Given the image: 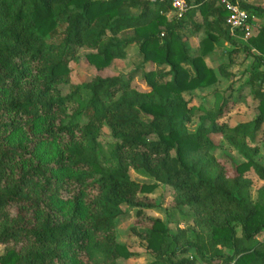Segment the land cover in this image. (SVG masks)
Returning <instances> with one entry per match:
<instances>
[{
	"label": "trees",
	"instance_id": "obj_1",
	"mask_svg": "<svg viewBox=\"0 0 264 264\" xmlns=\"http://www.w3.org/2000/svg\"><path fill=\"white\" fill-rule=\"evenodd\" d=\"M186 1L169 17L170 0H0V264H112L134 254L117 240L116 220L123 203L138 214L154 207L138 193L157 182L134 180L130 166L168 184L172 212L195 225L172 231L148 217L149 264H197L196 255L213 264H264V183L252 198L246 175L252 169L264 180L255 158L257 133L264 134V22L242 44L230 34L222 2ZM242 5L247 21L251 13L264 16V5ZM202 30V48L192 55L186 37ZM222 37L236 43L231 51L242 46L255 58L245 82L258 113L235 125L219 121L229 102L223 92L210 105L182 94L216 82L206 56ZM130 41L155 64L141 72L143 88L134 72L70 81L78 48L91 50L86 60L101 68ZM104 123L114 138L105 145ZM212 135L243 159L228 168ZM219 242L228 249L210 251Z\"/></svg>",
	"mask_w": 264,
	"mask_h": 264
},
{
	"label": "rangeland",
	"instance_id": "obj_2",
	"mask_svg": "<svg viewBox=\"0 0 264 264\" xmlns=\"http://www.w3.org/2000/svg\"><path fill=\"white\" fill-rule=\"evenodd\" d=\"M242 5V2H248L251 4H262L264 0H237ZM244 7V6H243ZM245 8V7H244ZM246 9V8H245ZM138 8L132 9L131 12L137 13ZM247 11V10H246ZM169 13V14H168ZM167 13L168 16L176 14L174 8ZM250 21L247 23V28L241 31L237 28L230 30V34L234 38L235 42L238 41L242 44H247V38L250 35L256 33L257 25L264 22V16L262 14L251 13L249 15ZM196 19L200 20L201 15L197 14ZM206 31H201L199 34L186 37V44L191 48V54H197L202 48L201 38L205 36ZM131 33L118 34L117 38H128ZM231 42L229 39L220 38L214 43L213 51L206 56L207 64L214 67L218 79L216 82L208 86L196 87L190 90L182 92L184 98L193 99L196 103L203 102L206 105H210L216 100L221 99L222 92H225V98L229 99V103L226 105L227 109L223 116L219 118V121H224L229 125H235L239 122H245L252 119L255 114L258 113V102L253 97L252 92L246 87L243 90V98L238 101H233L235 96V90L237 87L244 84L245 79L250 74V69L255 61V58L248 54L244 47H240L237 52L231 51L236 47V43ZM91 50L87 48H78V59L69 61L70 67V81L79 82L86 80L94 76L96 73L101 75H116L124 74L127 72H134L133 81L137 82L140 88H143L144 80L142 78V71L148 70L154 67V63L150 61H144L141 53L138 51L137 44L130 41V43L118 53L115 54L109 65L101 68H96L92 63L86 60L85 54ZM208 58V59H207ZM139 68V69H136ZM227 68L229 71H227ZM136 70V71H134ZM224 71H227L223 74ZM246 83V82H245ZM232 85V86H231ZM60 86L62 92L68 90V83L61 82ZM216 91V93H214ZM221 95V96H220ZM199 112L193 114L186 126L189 131H194L199 123ZM150 138H154L155 135L150 133L147 135ZM214 140L219 146L214 149L217 157H219L228 168L234 161L242 160V156L231 146L225 138L219 135H212ZM111 128L104 123L102 126L99 140L105 145L107 141L113 140ZM260 151L256 155V159L264 164V137L259 142ZM131 177L138 182H157L155 188L149 192H139L140 198H145L155 202L154 207H147L144 212L138 214L137 207L123 203L122 213L116 220L115 230L116 238L119 242L126 244L130 250L134 251V254L124 257L119 256L112 264H149L154 259V251L147 246V240L143 235V231L149 226L148 217H159L164 220L172 231H176L177 227H185L190 230L194 227V223L191 218L181 216L177 212H172V208L169 207L171 200L170 186L162 181H156L154 178L148 176L142 171L136 170L130 166ZM246 175L251 177L254 184L251 188L252 198L256 197L257 187L264 183L260 180L252 169L246 172ZM184 212H191L187 206H182ZM258 238H264V229L259 234ZM210 251L225 252L228 247L222 243H215L214 247L209 245ZM4 251L3 244L0 243V254ZM209 253H205V256H209ZM194 253V252H192ZM197 264H213L205 260L204 258L196 255Z\"/></svg>",
	"mask_w": 264,
	"mask_h": 264
},
{
	"label": "built area",
	"instance_id": "obj_3",
	"mask_svg": "<svg viewBox=\"0 0 264 264\" xmlns=\"http://www.w3.org/2000/svg\"><path fill=\"white\" fill-rule=\"evenodd\" d=\"M151 2L157 0H149ZM222 2L228 10L226 16V23L229 29L232 31L237 28H247L248 12L241 6L237 0H219ZM176 14H181L187 7L188 3L186 0H170Z\"/></svg>",
	"mask_w": 264,
	"mask_h": 264
},
{
	"label": "crops",
	"instance_id": "obj_4",
	"mask_svg": "<svg viewBox=\"0 0 264 264\" xmlns=\"http://www.w3.org/2000/svg\"><path fill=\"white\" fill-rule=\"evenodd\" d=\"M136 9V8H135ZM171 11V10H170ZM169 14V13H168ZM197 14H200L199 12H197L196 13V16L195 17H197ZM174 15V14H173ZM172 16V15H171ZM171 16H169V17H171ZM199 34V33H198ZM194 35H197V34H192V35H189L188 36V38L190 37V36H194ZM135 43V42H134ZM137 44V43H136ZM137 47H138V45H137ZM208 59V58H207ZM208 62V61H207ZM212 65V64H211ZM227 71H229V69L227 68ZM227 71H225L224 73H226ZM223 73V74H224ZM246 80V79H245ZM232 86V85H231ZM248 88L250 91H251V89H250V86L247 84V83H245L244 82V84H242L241 86H239V87H237V89L235 90V96H234V98L232 99L233 101H238L239 99H242L243 98V90H244V88ZM224 94H225V92H224ZM236 95H238L239 96V98L238 99H235L236 98ZM227 98V97H226ZM229 103V102H228ZM256 115V114H255ZM263 127H264V123H263V125H262ZM264 137V134L263 133H261V129L258 131V133H257V136H256V139L255 140H257V142H258V144H259V142H260V139H262ZM260 146V145H259ZM237 151V150H236ZM241 155V154H240ZM242 156V155H241ZM242 158H243V156H242ZM257 176V175H256ZM258 177V176H257ZM260 179V178H259ZM260 180H263V179H260ZM264 181V180H263Z\"/></svg>",
	"mask_w": 264,
	"mask_h": 264
}]
</instances>
